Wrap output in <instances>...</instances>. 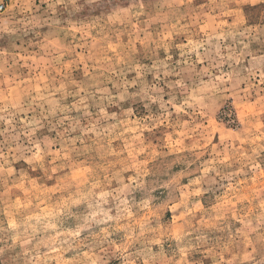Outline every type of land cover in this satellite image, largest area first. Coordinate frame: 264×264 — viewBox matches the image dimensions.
I'll list each match as a JSON object with an SVG mask.
<instances>
[{
    "label": "rangeland",
    "instance_id": "374dc122",
    "mask_svg": "<svg viewBox=\"0 0 264 264\" xmlns=\"http://www.w3.org/2000/svg\"><path fill=\"white\" fill-rule=\"evenodd\" d=\"M0 4V264H264V0Z\"/></svg>",
    "mask_w": 264,
    "mask_h": 264
},
{
    "label": "built area",
    "instance_id": "2783aa9c",
    "mask_svg": "<svg viewBox=\"0 0 264 264\" xmlns=\"http://www.w3.org/2000/svg\"><path fill=\"white\" fill-rule=\"evenodd\" d=\"M2 8H3V4L2 5L0 4V9H2Z\"/></svg>",
    "mask_w": 264,
    "mask_h": 264
}]
</instances>
